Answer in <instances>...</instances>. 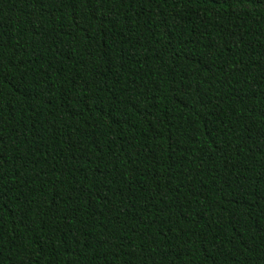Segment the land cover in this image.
Instances as JSON below:
<instances>
[{"label":"trees","instance_id":"obj_1","mask_svg":"<svg viewBox=\"0 0 264 264\" xmlns=\"http://www.w3.org/2000/svg\"><path fill=\"white\" fill-rule=\"evenodd\" d=\"M0 264H264V0H0Z\"/></svg>","mask_w":264,"mask_h":264}]
</instances>
